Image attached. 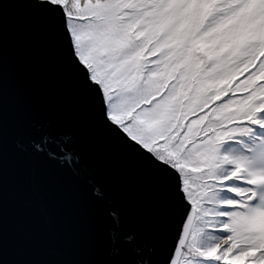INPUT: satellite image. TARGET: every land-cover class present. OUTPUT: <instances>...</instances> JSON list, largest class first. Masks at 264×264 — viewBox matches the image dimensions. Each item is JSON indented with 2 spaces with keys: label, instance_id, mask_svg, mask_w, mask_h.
<instances>
[{
  "label": "snow or ice",
  "instance_id": "obj_1",
  "mask_svg": "<svg viewBox=\"0 0 264 264\" xmlns=\"http://www.w3.org/2000/svg\"><path fill=\"white\" fill-rule=\"evenodd\" d=\"M47 46L26 53L31 29ZM87 127L143 170L164 215L151 238L88 180L38 84L50 68ZM84 181L110 239L9 260L13 201ZM0 264H264V0H0Z\"/></svg>",
  "mask_w": 264,
  "mask_h": 264
},
{
  "label": "water",
  "instance_id": "obj_2",
  "mask_svg": "<svg viewBox=\"0 0 264 264\" xmlns=\"http://www.w3.org/2000/svg\"><path fill=\"white\" fill-rule=\"evenodd\" d=\"M9 25L31 29L29 38L22 41L26 45L22 55L46 48L47 37L39 24L30 22L22 10L10 15ZM38 88L48 103L51 118L75 139L88 168L87 179L104 192L112 207L121 210L125 228L151 238L164 215L151 178L88 129L86 116L77 110L70 92L59 84L54 65ZM44 171L54 180L43 190L42 202L15 200L10 205L9 260L26 258L39 246L89 248L110 239V221L98 214L95 197L87 184L54 166Z\"/></svg>",
  "mask_w": 264,
  "mask_h": 264
}]
</instances>
